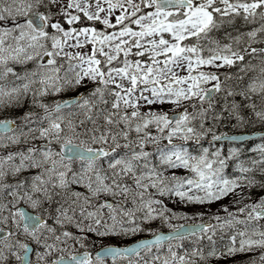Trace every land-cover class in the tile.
Here are the masks:
<instances>
[{"label":"snow or ice","instance_id":"1","mask_svg":"<svg viewBox=\"0 0 264 264\" xmlns=\"http://www.w3.org/2000/svg\"><path fill=\"white\" fill-rule=\"evenodd\" d=\"M221 259L264 264V0H0V264Z\"/></svg>","mask_w":264,"mask_h":264},{"label":"trees","instance_id":"2","mask_svg":"<svg viewBox=\"0 0 264 264\" xmlns=\"http://www.w3.org/2000/svg\"><path fill=\"white\" fill-rule=\"evenodd\" d=\"M213 208L215 207V205L212 206ZM238 258V257H237ZM239 259V258H238ZM215 264H227V262L223 259H221L220 261L218 262H215Z\"/></svg>","mask_w":264,"mask_h":264},{"label":"rangeland","instance_id":"3","mask_svg":"<svg viewBox=\"0 0 264 264\" xmlns=\"http://www.w3.org/2000/svg\"><path fill=\"white\" fill-rule=\"evenodd\" d=\"M188 210L190 211L191 209H188ZM173 222L175 223V222H177V221H173Z\"/></svg>","mask_w":264,"mask_h":264},{"label":"water","instance_id":"4","mask_svg":"<svg viewBox=\"0 0 264 264\" xmlns=\"http://www.w3.org/2000/svg\"><path fill=\"white\" fill-rule=\"evenodd\" d=\"M251 139V138H250Z\"/></svg>","mask_w":264,"mask_h":264}]
</instances>
